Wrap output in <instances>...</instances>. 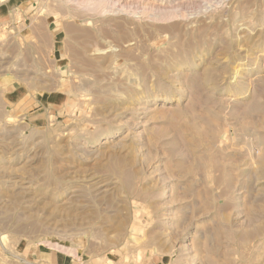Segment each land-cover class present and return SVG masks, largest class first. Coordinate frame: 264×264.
Masks as SVG:
<instances>
[{
  "label": "rangeland",
  "instance_id": "1",
  "mask_svg": "<svg viewBox=\"0 0 264 264\" xmlns=\"http://www.w3.org/2000/svg\"><path fill=\"white\" fill-rule=\"evenodd\" d=\"M1 1L0 264H264V0Z\"/></svg>",
  "mask_w": 264,
  "mask_h": 264
},
{
  "label": "crops",
  "instance_id": "2",
  "mask_svg": "<svg viewBox=\"0 0 264 264\" xmlns=\"http://www.w3.org/2000/svg\"><path fill=\"white\" fill-rule=\"evenodd\" d=\"M9 2V1H8ZM8 2L5 3L4 1L0 2V21L4 19L5 15L8 11L11 10V8H8ZM0 22V25H1ZM40 259L43 260L42 254L39 255ZM50 261V264H73L74 259H65L64 257L59 256L58 254L51 253L49 257H46ZM44 259L43 261H45ZM168 259L162 258L159 261H153V262H147L146 264H168Z\"/></svg>",
  "mask_w": 264,
  "mask_h": 264
},
{
  "label": "bare ground",
  "instance_id": "3",
  "mask_svg": "<svg viewBox=\"0 0 264 264\" xmlns=\"http://www.w3.org/2000/svg\"><path fill=\"white\" fill-rule=\"evenodd\" d=\"M83 2L84 3H82V4H84V8L89 9L90 11H93V12H97L98 14H102V15L113 13L115 8H116V6H115L116 1H114V0H83ZM117 8H116V10H118ZM122 9H123V7H122ZM116 10H115V12H117ZM157 17H158V15H157ZM160 17H162V16H160ZM163 18H164V16H163Z\"/></svg>",
  "mask_w": 264,
  "mask_h": 264
}]
</instances>
